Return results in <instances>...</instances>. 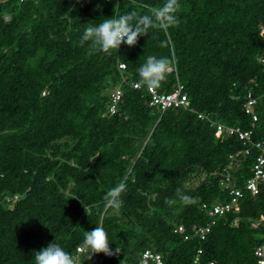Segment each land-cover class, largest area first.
<instances>
[{
	"label": "trees",
	"instance_id": "1",
	"mask_svg": "<svg viewBox=\"0 0 264 264\" xmlns=\"http://www.w3.org/2000/svg\"><path fill=\"white\" fill-rule=\"evenodd\" d=\"M163 3L0 0V264H34L32 253L55 238L72 258L96 226L119 251H88L83 264H139L146 248L167 264L254 261L264 243V181L255 195L243 190L239 209L204 239L194 227L209 219L202 203L229 198L226 175L241 188L252 175L256 150L242 155V142L218 135L214 122L264 141V0H178L179 23L167 32L150 29L109 52L79 43L104 16ZM149 55L172 67L157 91L181 83L188 108L149 104L138 76ZM249 92L254 122L244 111ZM121 182V207L106 209V193Z\"/></svg>",
	"mask_w": 264,
	"mask_h": 264
},
{
	"label": "clouds",
	"instance_id": "2",
	"mask_svg": "<svg viewBox=\"0 0 264 264\" xmlns=\"http://www.w3.org/2000/svg\"><path fill=\"white\" fill-rule=\"evenodd\" d=\"M178 7V0H164L160 7L149 9L147 14H137L133 10L118 17L104 16L105 18L100 23L88 26L83 30L79 43L83 45L86 42H91L92 46L103 52L118 50L121 44L134 46L138 37L150 34V29L167 32L170 27L176 26L179 23L176 15ZM168 71V58L149 55L138 68L140 83L149 90L155 89L167 78ZM125 187L126 185L121 182L108 190L105 195L106 209H119L121 207L120 197ZM179 199L185 204L191 202L187 195H180ZM167 203L171 205L175 204L176 201L169 200ZM111 243L105 229L96 226L85 232L82 247L90 251L91 256L97 253L111 256L119 251L117 247L115 250L110 248ZM32 258L34 264H74L69 253L56 241V238L38 251L35 250L32 253Z\"/></svg>",
	"mask_w": 264,
	"mask_h": 264
},
{
	"label": "built area",
	"instance_id": "3",
	"mask_svg": "<svg viewBox=\"0 0 264 264\" xmlns=\"http://www.w3.org/2000/svg\"><path fill=\"white\" fill-rule=\"evenodd\" d=\"M264 63V58H262ZM119 66L124 68V64L120 63ZM172 69L169 66V71ZM134 87H138V83L133 84ZM158 88V87H157ZM157 88L149 90L147 92L151 95L149 104L158 107L160 110H166L171 107H189V99L187 94L183 92V85L181 83L176 84L175 88L170 92L157 91ZM121 99V89L115 88L111 91L108 103V112L114 113L116 106ZM256 102L251 93H247L246 102L244 104V111L251 115L252 121L257 120L256 113L253 112L252 107ZM198 116H202L199 114ZM214 122V121H213ZM216 127V133L218 135L224 134L225 136H235L242 142L244 148L241 150L242 155H251L252 151L256 150L254 154L253 162L251 165L252 175L245 180L244 186L237 187L231 184V178L226 175L222 185L229 188V198L225 200H216L212 203H202L201 208L206 212L209 219L204 225L194 227V233H197L201 239H204L211 227L217 222V219L223 217L229 212H235L239 209V202L243 196V190L249 192L250 195H255L258 191V183L264 181V141L253 139V130L244 129L238 125H225L221 122H214ZM259 222H264V214L260 215ZM174 233H183V226L177 225L172 230ZM190 237L188 234L184 235V239ZM88 252L82 247V244L76 246V252L72 256L74 264H83L81 255ZM201 252L200 249L197 251ZM254 261L252 263L243 264H264V243L257 245L253 250ZM194 264L198 263V257H195ZM139 264H167L161 253L154 251L153 249L146 248L140 254ZM206 264H215L214 261L210 260Z\"/></svg>",
	"mask_w": 264,
	"mask_h": 264
}]
</instances>
